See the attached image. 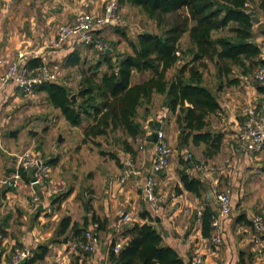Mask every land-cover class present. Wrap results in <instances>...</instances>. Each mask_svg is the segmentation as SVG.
Wrapping results in <instances>:
<instances>
[{"label": "crops", "instance_id": "1", "mask_svg": "<svg viewBox=\"0 0 264 264\" xmlns=\"http://www.w3.org/2000/svg\"><path fill=\"white\" fill-rule=\"evenodd\" d=\"M105 1L0 0V75L17 52L23 50L30 52L29 60L35 58L49 66L56 74V82L70 91L71 88L77 91L81 72L95 65L103 52L91 45L76 44L72 39L58 48L53 47L51 42L59 25L70 22L82 12L101 13ZM257 24L256 27L263 25L264 29V20L259 18ZM121 31L116 27L113 38H106L107 27L96 30L108 44L109 49L105 52L112 61H116L118 55L130 52L126 41L119 35ZM255 41L261 48L260 58L264 59V35L258 34ZM106 69L104 64L100 65V74ZM147 75L134 72L131 84L146 79ZM235 77L239 78L237 83L223 82L220 89L212 88L216 90L221 107L206 119L207 129L222 134L220 149L215 156H203L204 145L201 144L197 147L191 145L192 149L201 148L199 157L194 158L190 153L188 158L189 147L179 148L177 144L176 113H171L166 105L159 102L162 95L153 94L151 104L144 107L145 112L137 119L143 127V135L134 141L126 136L131 151L122 148L119 153L104 152L99 148L101 142H97L99 154L116 156L115 159L110 157L108 166H103L104 159L100 161L98 153H90L86 143H82L84 128L78 132L81 142L75 148L79 147L75 151V157L79 153V159L76 158V164H68L69 156L66 154L73 138L64 135L63 131L76 132L78 127L87 125L90 120L84 119L80 125L72 126L58 109L48 103L45 92L33 90L32 94L24 95L14 84L0 83V231L4 238L0 244V264H9L13 246H27L33 250L39 244H46L48 251L44 259L36 264H85V261L110 264L112 240L124 245L128 237L120 234L123 227L133 222H146L141 216L145 210L154 217L152 225L162 235L163 244L174 248L186 264H190L195 255L201 257V264H264V234L258 241L254 239L251 220L254 215H261L264 220V149L255 155L231 154L242 122L239 109L257 104L264 120V94L251 83V75L235 72ZM39 98L45 99L49 108L58 113L59 118L50 126L54 134L45 140L41 149L32 151L28 147L18 155L20 146L24 147L23 131L26 126L19 122L29 113H36V100ZM22 115L26 116L21 118ZM85 120H88L87 124H84ZM149 121L159 122L161 130L172 127L174 131L169 136L178 150V161L169 163L167 170L157 176V192L163 199L162 208L157 212L151 209L142 192L154 157V144L147 139L151 133ZM7 130L8 137L3 135ZM11 131H15V135H11ZM24 152L36 154L44 161L40 183L31 185L34 168H24L19 163ZM91 158L96 160L94 164L89 163ZM180 158L189 164L186 172L201 181L200 198L183 189L178 175V171L183 169ZM128 159L132 160L138 173H130L121 181ZM199 165L204 167V173L197 170ZM20 169L25 177H21ZM16 174L20 177L15 187ZM227 187L231 190L233 211L221 219L222 240L214 245L209 237L202 236L197 211H202L207 203L216 215L215 193ZM177 188L181 189L180 193H176ZM63 194L67 195L59 199ZM125 216L129 219L124 220ZM65 217H70L71 224L79 226L86 221V229L94 223L98 226L99 222L102 224L98 229L102 241H99L95 252L81 254L69 249V244L76 239L70 227L65 233H59L60 222Z\"/></svg>", "mask_w": 264, "mask_h": 264}, {"label": "trees", "instance_id": "2", "mask_svg": "<svg viewBox=\"0 0 264 264\" xmlns=\"http://www.w3.org/2000/svg\"><path fill=\"white\" fill-rule=\"evenodd\" d=\"M118 8L129 5L138 8L148 18L156 21L159 33L139 32L135 38L123 31L130 52L116 61L106 52L95 65L81 72L78 83L77 101L71 100L69 88L56 82L36 85L34 90L46 93V100L60 111L72 126H78L84 119L90 120L83 129V142L94 141L96 137H106L108 133L120 130L132 141L143 135V127L137 120L139 109L151 104L153 94L163 96L162 105L171 113H176L178 147H197L204 145L202 154L212 158L220 149L222 134L207 129V117L220 110L216 90L205 82L203 69L206 62L213 64L217 89L222 83H237L235 72L250 75L254 68L264 66L260 58L261 48L255 41L258 34L264 35L263 25L254 30L251 20L253 12L264 14V0H117ZM188 33L191 46L180 52L179 41ZM179 52V55H177ZM191 55V64H183L168 77L169 70L181 59V55ZM40 64L37 59L28 60L30 67ZM104 64L106 71L100 74L99 67ZM134 72L146 73L147 78L131 84ZM258 92L264 94V85L256 84ZM145 112V111H144ZM97 144V142H95ZM123 150L131 151L127 140L121 141ZM115 159L114 154L110 155ZM183 169L178 171L184 190L200 198L202 183L199 178L186 172L189 164L180 158ZM21 171V169H20ZM21 177H25L20 172ZM27 179V178H26ZM181 189L177 188L176 193ZM67 194L59 196V199ZM141 216L146 222H133L124 226L122 236L128 241L118 253L112 248L110 264H186L178 252L163 244L162 235L152 225L154 217L147 210ZM215 211L205 203L199 217L201 234L210 237L211 220ZM99 222V221H98ZM70 227L73 238L80 240L87 230V222L82 225L71 224L65 217L59 225L63 234ZM102 227L99 222L98 229ZM48 246L39 244L32 250V256L22 264H36L47 254Z\"/></svg>", "mask_w": 264, "mask_h": 264}, {"label": "built area", "instance_id": "3", "mask_svg": "<svg viewBox=\"0 0 264 264\" xmlns=\"http://www.w3.org/2000/svg\"><path fill=\"white\" fill-rule=\"evenodd\" d=\"M247 12L251 11V5L245 4ZM117 0H107L103 10L99 14L82 12L77 14L73 20L68 23L59 25L56 30V35L51 45L55 48L62 46L69 39H72L76 44H85L93 46L99 52H105L109 49L108 44L102 40L96 30H101L105 27L116 26L120 24L118 15ZM30 52L19 51L16 57L9 63L3 74L0 75L1 84H14L22 94H32L36 85H41L46 82H52L56 79L54 71L44 63L30 67L28 65V55ZM179 55V52H177ZM252 79L257 83L264 85V66L259 65L250 74ZM242 117L241 125L235 136V143L231 147V154L255 155L264 149V120L261 116L259 106L257 104L245 105L239 109ZM154 144V157L151 164V169L147 174L142 192L154 212L161 210L163 199L157 192V176L167 170L171 157L172 149L165 137L163 130L156 131V140ZM191 155L188 154V158ZM19 163L24 167L34 168L31 185L40 183L42 173L45 169L44 161L36 154L24 152L20 156ZM126 173L121 178L123 181L130 173H138L135 170L131 159L126 161ZM197 170L204 173L202 165L197 166ZM20 175L14 176L13 186H17V181ZM218 211L211 220V233L209 240L212 244L218 245L222 240L221 219L228 216L233 211L231 204V190L224 188L215 193L214 196ZM201 210L197 211V216L200 217ZM129 219L125 216V219ZM252 225L254 229V239L259 240L264 234V220L261 215L252 217ZM98 224L94 223L88 228L80 240L72 241L69 244V249L73 252L93 253L99 245ZM3 235L0 231V244L3 241ZM122 248V243L116 241L112 251L118 253ZM32 249L27 246H13L9 264H22L32 256ZM190 264H201V257L195 255Z\"/></svg>", "mask_w": 264, "mask_h": 264}, {"label": "rangeland", "instance_id": "4", "mask_svg": "<svg viewBox=\"0 0 264 264\" xmlns=\"http://www.w3.org/2000/svg\"><path fill=\"white\" fill-rule=\"evenodd\" d=\"M107 1V0H106ZM105 1V2H106ZM253 12V15L261 18L262 20H264V15L261 12H256V14H254V11H250ZM118 15L120 18V24L116 25V26H109L107 27V36L106 38H113L112 37V33L115 32V28H120L121 30H123V32L130 38H135L138 32H143V31H149V32H153V33H159L160 29L157 26V23L155 20L148 18L144 13H142L138 8L136 7H131L129 5H125L122 6L118 9ZM259 23V22H258ZM258 24H254V30H257L258 27H256ZM120 33V32H119ZM121 35V34H119ZM120 37V36H119ZM121 39H124V37L121 35ZM103 40V39H102ZM105 41V40H103ZM126 43V42H125ZM179 46H180V52L182 51H186L190 46V40H189V36L188 33H184L182 35V37L180 38L179 41ZM183 64H191V55L188 53H185L183 55H181V59L180 61L174 66L172 67L169 72H168V77L172 76L176 70L178 69V67L182 66ZM203 76L205 79V82L208 86H210L211 88L215 87L216 85V78H215V71L213 68V64L209 61H207L206 63V67L203 69ZM252 81V82H251ZM251 83H253L254 85L257 84L256 81H254L253 79H251ZM71 91L74 92L75 88H71ZM76 93V91H75ZM74 94V93H73ZM77 99V97H76ZM162 98H160L159 102H162ZM37 102V110L36 113H29L28 117H25L26 115H22L21 118H24V120L20 121L19 124H26L25 126V131L23 135V146H20L19 150L17 152V154L19 155L21 153V150L24 151V149H28L31 148L32 151H37L39 150V148L41 149L42 147H44L45 144V140H47L48 138H51L54 134V132L51 133V129L50 126L53 124L54 120L59 118L58 113L55 110H51L49 108V106L47 105L45 99L43 98H39L36 100ZM158 102V103H159ZM144 111V108H140L139 109V117L142 115ZM88 120L84 121V124H87ZM86 125H82L80 127H78V129H76V132L71 131V133H69L66 129L65 131H63V134L66 135L67 137L72 136V144L70 145L71 147L68 148L67 150V156H69V158L67 160H69L68 164H76V158L77 160L79 159V153L77 154V156L75 157V151H77L79 149V147L77 146L78 149L75 150L76 145L78 143H80V139H79V131L84 128ZM6 130V129H5ZM173 128L170 127L168 129H164L163 132L165 134V137H167L168 141H169V145L172 149L173 152V157L170 161L171 162H177L178 161V150H177V146L176 143L172 141L171 136L173 134ZM83 132V131H82ZM9 131H5L3 133V135L8 137ZM126 134L124 132H121L120 130H116L114 132L108 133V135L106 137H96L94 139V141H86L82 143H86V147L89 149V152H97L98 149H96V143L95 142H101L100 144V149H102L104 152L105 151H115L117 153L120 152V150H122V144L121 141L122 140H126ZM199 152H201V148H191V146H189L188 148V153L192 154V156L194 158H196V156L199 157L198 154H200ZM71 153H74L73 156L70 155ZM98 153V152H97ZM106 154V153H105ZM186 154V153H185ZM98 157L99 160L101 161V158L104 159V165L103 166H108V163H111V158L110 155L107 156H103L101 154L98 153ZM201 161H203L202 158H199ZM96 162L95 159H90L89 163L90 164H94ZM108 162V163H107ZM204 162V161H203ZM102 235V234H101ZM99 241H102V237ZM81 254H84L83 252H79ZM89 262L85 261V264H88ZM90 264V263H89Z\"/></svg>", "mask_w": 264, "mask_h": 264}, {"label": "water", "instance_id": "5", "mask_svg": "<svg viewBox=\"0 0 264 264\" xmlns=\"http://www.w3.org/2000/svg\"><path fill=\"white\" fill-rule=\"evenodd\" d=\"M251 20L254 24H257L259 22V18L255 15L251 16ZM76 97H77V93L72 94L71 100L73 102H76L77 101ZM148 126L151 129V133L147 136V139L149 141L154 142L156 140V131L160 129V123L156 121H149ZM15 133H16L15 131L10 132L11 135H15Z\"/></svg>", "mask_w": 264, "mask_h": 264}]
</instances>
